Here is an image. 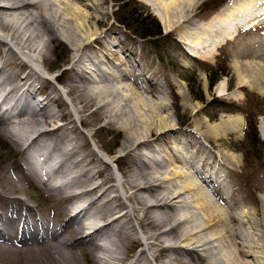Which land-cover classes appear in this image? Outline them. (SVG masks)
Listing matches in <instances>:
<instances>
[{
    "label": "bare ground",
    "instance_id": "obj_1",
    "mask_svg": "<svg viewBox=\"0 0 264 264\" xmlns=\"http://www.w3.org/2000/svg\"><path fill=\"white\" fill-rule=\"evenodd\" d=\"M152 1L156 0L147 2L154 5V13L167 30L175 29L180 22H187L185 14L189 15L194 7L189 4V9L174 21L171 12H174L172 9L175 10L181 0L177 3L169 1L167 4ZM263 2L264 0H231L224 9L204 22V25L194 26L202 31L196 32V44L201 46L202 38L215 35L214 45L209 50L212 56L214 49L224 38L234 35L240 27L248 29L260 21L264 15L261 10ZM73 4L63 0H0V90L4 91L0 97V108L10 95L13 98L11 105L2 112L0 120L3 132L5 135L8 133L10 140L21 147L19 150L23 152L22 159L27 174L45 186L47 183L51 185L48 180H56L57 185H48L50 194L59 200L66 196L69 199L60 212L67 216L66 221L62 225H55L50 220L31 217L29 206L20 196H7L17 188L22 189L23 185L13 182V178L5 179V183L0 184L3 191L2 194L0 191V199L4 200L3 205H0V264H20L19 248L13 245V241L17 243L23 235L26 236L29 232L39 234L40 230V241H30L26 246L31 252L45 249L46 260H37V264H76L77 250L83 257H86L85 254L90 255L93 264H96L95 250L102 253L97 255L102 264H123L128 249L132 246L131 242L137 239L144 240L142 243H145L146 248L133 256L134 259L129 264H152L147 251L152 252L151 257L156 264H264L263 261L251 262L246 259L250 252L262 248L264 244L257 233L260 226L264 228V216L255 220L244 214L241 218L234 213L229 202L227 204L230 209L220 206V200L212 199L199 183L214 182V179L206 178L198 167L192 173L186 169L181 171L175 159L170 171L163 170L157 153L150 148V141L168 134L163 129H172V122L165 115L156 117L153 110L155 107L146 98H132L133 92H140V87L134 81L127 82L129 79L124 74H109L108 69L95 60L93 55L83 52L100 38L99 34H94L91 26V19L96 16L81 12ZM158 5L163 12L159 11ZM81 30L88 33L82 35ZM55 39H63L72 46L71 65L67 69L73 73L63 82L68 87L67 94L72 97L75 113L81 115L90 105L97 104L94 110L96 114L104 118L107 124L115 125L125 133L121 150L135 166L127 173L123 171L122 176L114 174L104 164L106 160H118V156L106 154L105 159L98 157L96 150L89 147L87 137L76 125L71 129L65 127V124L40 128L54 122L57 116L63 117L71 113L61 109L55 112L50 108L52 102L62 106L60 96L42 95L39 99L35 98L36 91L42 86V72L53 68L50 63V46ZM186 44L190 42L187 40ZM193 54L201 57L195 50ZM90 64L96 72L95 79L89 77ZM236 70L241 85L256 87L260 93H264V63L237 60ZM118 77L125 78L126 82L118 87L112 86L110 78L113 80ZM142 87L148 93H154L149 87ZM119 93L122 94V99L117 98ZM219 94H225L222 88ZM157 105L161 110L167 107V103L159 101ZM18 106L21 107L17 108ZM79 121L82 125L89 126L92 119L81 116ZM33 126L36 129L29 136L30 139L21 145L23 135ZM214 128L218 129L217 133H241L243 117L239 115L222 120ZM10 134L17 137H10ZM94 135L93 132L92 136ZM98 150L105 153L102 145L98 146ZM145 151L156 154L151 157ZM143 155L149 156L154 165L148 166L147 158L144 159ZM224 155L233 165L240 162V156L235 152H224ZM170 159L172 158L169 157L168 160ZM139 162L143 167L137 164ZM172 164L168 162V166ZM40 167L46 168H43V173L40 172ZM190 192L198 196L203 220L199 218L201 212L193 210V201L186 196ZM261 199L264 208V196ZM15 201L26 206L24 208L27 211L17 214L18 203ZM76 202L80 203L73 206ZM254 214L258 215L256 211ZM243 222L250 224V227L241 232L239 226ZM70 223L76 230L83 231L76 243L78 249L73 243L71 246H64L61 241H53L62 231L61 228ZM166 224L168 227L161 229ZM261 234L264 235V231ZM225 243L230 248L221 252ZM165 251L167 254L163 255ZM183 254L187 255V259L182 257ZM255 257L260 259L263 255L256 254Z\"/></svg>",
    "mask_w": 264,
    "mask_h": 264
},
{
    "label": "rangeland",
    "instance_id": "obj_2",
    "mask_svg": "<svg viewBox=\"0 0 264 264\" xmlns=\"http://www.w3.org/2000/svg\"><path fill=\"white\" fill-rule=\"evenodd\" d=\"M63 1H67L71 5L74 3V8L81 10L83 13L96 16L93 20L91 19V26L95 31L94 34H99L100 38L93 41L91 48L88 50L84 49L83 52L85 51L93 55L95 60H98L106 70L108 69L107 71L109 74H124L129 79L127 82L134 81V83L140 87V92H133L132 98H146L152 103L153 108L155 107L153 110L157 115L156 117L159 118L165 115L167 119L172 122V129H163L168 134L162 138L160 137L158 140L150 141V148L152 150L154 149V152L157 153L156 156L160 159V165L163 166V170L170 171L171 167H174L172 162L175 161V159L178 161V163H176L178 164V169L181 171L186 169V171L192 173V171L198 167L202 175L206 178L210 177L214 179V182L208 181L209 183L201 182V179H199V183L202 189L211 196L212 199L216 201L220 200L218 202L220 206L230 209L227 204V202H229L234 213L238 214L241 218H243L244 214H247V217L255 220H258L257 218H262L264 216V208L261 199L262 196H264V143L257 146H250L248 141L244 139V132L246 130L245 117L249 115L252 122L256 125L259 138L264 142V93H260L256 87L240 84L236 64L237 60H240V62H251L255 60L264 63V15L254 26L248 29L240 27L235 31L234 35L224 38L216 49H214L215 53L211 56L209 50H212V46L214 45L213 38L215 35L211 38H202L201 41L203 42L201 46H199L196 44L195 37L196 32H198L200 28L195 29L194 26L199 27V25H204V22L210 20L216 13L224 9L223 7L231 0H194V2L193 0H179L180 2H178V0L152 1V3H161L163 1L162 4H167L169 1H174V3L178 2V6L175 7L177 12L172 9L174 12H171L172 16L170 15L172 19L174 18V21L178 20L179 17L189 9V4L194 6L189 15L185 14L188 18L187 22L182 24L180 22L175 29L173 28L174 30H167L165 28L163 22L154 13V5L148 3V0H133L129 6L135 15L141 13H143V16L146 13L150 14L158 21L163 34L167 35L165 38L161 37L162 39L160 40L156 39L161 55L163 54L166 57L163 61H160L155 54V49L150 43L153 37L141 38L138 35H133L130 30H127L115 21L114 14L118 10L117 6L119 4L117 0ZM197 2L198 4H196ZM159 5L157 7L158 9L161 7ZM261 6L263 7L261 10L264 11V2ZM159 11H162V8ZM123 14L125 13L123 12ZM134 17L135 16H131L129 20L132 25L134 24ZM83 20L82 18L81 21ZM199 31L202 32L201 30ZM80 33L84 35L88 33V31L81 30ZM187 40L192 45L186 44ZM50 47H52L50 52V63L53 65V68L49 71L42 72V86L36 91L35 98L39 99L42 95L43 97L47 95L51 97L60 96L64 106L63 104L60 106L58 103L52 102L50 108L55 112L61 109L65 112L71 111V113L63 117L57 116L54 118V122H50L48 125L46 124L40 128L47 129V127L50 128L65 124V127L71 129L73 125H76L78 130L82 131L87 137L89 147L96 150V155L98 157L105 159L104 156L106 154H116L118 156V160L114 162L106 160L104 164L107 165L114 174L122 176L123 171L127 173L135 166L129 162V156H126V153L121 150V145L125 137L124 131L115 125L107 124L104 118H100L99 114H96L94 111L97 108V104L90 105L89 109L81 115L75 113L73 103L71 102L72 97L67 94L68 87L65 82H63L73 73L72 70L67 69L71 65L72 46L63 39H55ZM2 50L4 52L3 48ZM109 50H111L110 53ZM193 50L198 52L201 57L195 56ZM92 66L93 65L90 64L91 71L89 77L91 76V79H95L97 76L96 72L91 68ZM221 71H224V73H221L219 79L210 88L208 77H214L217 75V72L220 73ZM119 79L123 78L118 77L113 80L110 78L112 86L118 87L126 82L125 78L123 80ZM188 79L190 83L187 82ZM141 85L145 86V88L149 87L151 91L154 90V93H148ZM221 88L224 90L225 94H219ZM2 94H4V91L0 90V97ZM10 97L11 95L7 102L1 104L0 119L2 112L5 108H8L13 101V98ZM117 98L122 99V94L119 93ZM158 101L162 104L167 103V107L161 110L157 107ZM19 107L21 106L17 108ZM147 114L148 116L150 115L149 112H147ZM239 115L243 117V129L241 133L229 131L222 133L219 131V133H217L218 129L214 128L217 123ZM81 116H87L92 119L91 126L82 125L79 121ZM3 128L0 120V184L5 183V179L9 177L10 179L13 178L11 179L13 182L23 185L22 189L17 188L12 194H5L9 197L20 196L21 199L23 198L26 205L29 206L28 208H30L29 213L31 217L50 220L53 224L59 223L62 225L66 221L67 216L60 214V212L68 203V197L66 196L59 200L50 194L49 186L53 187L57 185L58 182L56 180H48L51 185L47 183L45 186L39 181H34L27 174L26 165L23 163L22 159L23 152L19 150L21 147L16 146L12 140H10L7 135L8 133L5 135ZM34 129L36 128L33 126L23 135V139H21L22 141L20 143L21 145L25 144L28 139H30L29 136ZM93 132L95 133L94 136H92ZM21 133H23V131H21ZM71 134L73 135V133ZM11 136L14 137V135L10 134V137ZM15 137H17V135ZM99 145L104 147L105 153L98 150ZM145 152L151 157L156 154L152 151H149L151 154L148 151ZM224 152L237 153L240 156V162L237 165L231 164L228 159H226L227 157L225 155L223 156ZM53 157H55V155ZM169 157L172 158L170 161L168 160ZM143 158H147L146 163L148 166L154 165L149 156L143 155ZM168 162L172 165L168 166ZM137 164L143 167L141 162ZM40 168L39 170L42 173L44 169H46L44 167V169L42 167ZM0 191L2 194L3 191L1 188ZM186 196L193 201V210L201 212L199 218L203 220L204 215L202 211L199 210L197 194L190 192L187 193ZM3 202L4 200L0 199V205H3ZM15 202L18 203L17 201ZM79 203L80 202H76L73 206ZM24 207L26 206L18 203L16 213L20 214L21 212L27 211ZM69 207L72 208L71 205H69ZM255 211L258 213L257 216L254 214ZM244 219H246V217H244ZM83 222L86 223V220H83ZM244 223L245 222L240 226L238 225L239 230H242L241 232L247 231L250 227V224ZM167 227L168 225L166 224L163 225L161 229ZM61 230L62 231L58 233V236H56V239H53V241H61L64 246H71V243H73L78 249L76 243H78V238L83 234V231L76 230L74 226H71V223L70 225H64V228H61ZM259 230H257V233L264 242V235L261 234L264 228L260 226ZM41 232V230L39 234L37 232H29L28 235H23L17 243L13 241V245L19 248L18 261L20 264H37L42 260H46V251L44 248L38 252H31L26 249L27 243L30 241H33V243L35 241H40ZM29 236L31 237L29 238ZM26 238L34 239L27 240ZM98 241L102 242L100 240ZM142 241L144 242V240ZM142 241L137 239L131 242L132 246L128 249L123 264H129V262L134 259L133 256L138 255L146 248L145 243L143 244ZM40 243H43V241ZM224 245L226 248L223 247L221 252L230 248L227 243ZM245 249L247 248L245 247ZM263 250L264 244L262 248H258V250L255 249V251H253L255 253L250 252V254L246 256V259L251 262H253V260H259L260 263L262 261L264 262ZM95 251L96 264H102L101 260L97 257V255H101L102 253L97 250ZM199 252L202 253L203 251ZM166 254L167 252L165 251L163 255ZM256 254L263 255V257L260 259L257 257L256 259ZM147 255L149 259H151L150 262L152 261V264H156L151 257L152 252L147 251ZM85 256L86 257H83L81 252L77 250L78 263L76 264L84 261L88 262L87 264L94 263L90 255L85 254ZM182 257L187 259L186 254H183ZM72 263H74V261H72Z\"/></svg>",
    "mask_w": 264,
    "mask_h": 264
},
{
    "label": "trees",
    "instance_id": "obj_3",
    "mask_svg": "<svg viewBox=\"0 0 264 264\" xmlns=\"http://www.w3.org/2000/svg\"><path fill=\"white\" fill-rule=\"evenodd\" d=\"M117 1L119 4L117 6L118 10L114 14L115 21H117L119 25H122L127 30H130L133 35H138L141 38L153 37L150 43L152 47L155 49V54L157 55L158 59L160 61H163L164 58L166 57L163 54L161 55L159 51V47L157 46L156 39L160 40L162 39L161 37L165 38L167 35L163 34L158 21L155 18H153L150 14H147V13L144 16H143V13L135 15L133 10L130 9V6H129L133 0H117ZM123 12L125 14H123ZM131 16H135L133 18L134 20L133 25L129 21ZM221 73H224V71H221L220 73L217 72V75H215L214 77L212 76L208 77L210 88L219 79V76H221ZM187 82L190 83V80L188 79ZM245 122H246V130L244 132V139L248 141L249 145L257 146L259 144L264 143L259 138L256 125L252 122L251 117L249 115H246Z\"/></svg>",
    "mask_w": 264,
    "mask_h": 264
}]
</instances>
